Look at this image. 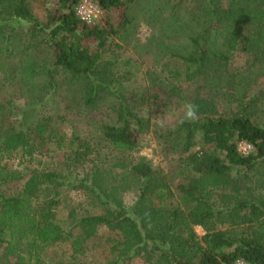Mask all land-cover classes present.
Wrapping results in <instances>:
<instances>
[{"label":"trees","instance_id":"trees-1","mask_svg":"<svg viewBox=\"0 0 264 264\" xmlns=\"http://www.w3.org/2000/svg\"><path fill=\"white\" fill-rule=\"evenodd\" d=\"M93 1L105 13H119L121 26L132 24L129 12L140 2ZM150 1L153 19L160 12ZM79 2L58 0L42 21L30 0H0V264H78L103 228L114 233L108 264H133L141 255L149 264H264V0H164L156 7L163 10L161 31L151 42L159 40L162 55L182 72L149 74L147 87L130 91L135 75L119 70L131 61H122V46L111 40L117 31L109 19L105 26L80 20ZM38 46L51 59L48 86L37 90L49 87L44 97L34 96L32 81L43 68L32 60ZM242 53L244 70L231 69ZM59 74L66 76L70 106L86 119L85 137L61 128L57 101L53 110L44 108L45 96L60 89ZM262 84L249 101L250 90ZM203 91L217 101L202 98ZM218 101L240 109L219 110ZM172 104L186 106V114L158 139L167 150L178 144L172 173L185 174L186 182L177 201L171 169L134 155L151 115ZM197 137L203 145L193 150ZM240 143L253 151L242 155ZM50 144L64 153L58 168L5 163L15 152L32 162ZM16 183L21 187L12 191ZM67 190L81 191L87 205L70 207L63 222ZM127 192L137 196L130 206ZM195 226L206 235L200 238ZM64 246L67 259L58 255Z\"/></svg>","mask_w":264,"mask_h":264},{"label":"rangeland","instance_id":"rangeland-1","mask_svg":"<svg viewBox=\"0 0 264 264\" xmlns=\"http://www.w3.org/2000/svg\"><path fill=\"white\" fill-rule=\"evenodd\" d=\"M152 8L154 12H160L163 17V10L159 11L160 6L162 5L164 0H153ZM157 1V3H156ZM177 2L178 0H174ZM32 9L34 13L39 17L42 21H46V17L48 13L54 12L57 9L58 0H30ZM152 4L150 0H140L138 4L132 6V9L129 12V15L132 19V24L128 26H121L120 20L121 16L117 12L105 13L101 10V13L96 20V23L105 26V21L109 19L110 24L113 29L117 31L116 34L111 36V40L113 44H119L122 46V50L119 52L121 55L120 58L122 61H131L128 65H121L119 70L121 72L132 71L135 75L131 86L128 91L135 90L137 88H144L149 85L148 80L149 74H160L163 76H167L169 78L172 77L173 73H177L181 71V64H176V60L171 59L170 57L163 56L161 50L159 49V45L157 42L152 43L151 40L154 34H159L161 31V15L158 13V17L153 18V21L150 12H152L151 7L149 5ZM155 4V5H154ZM158 7L159 9H157ZM157 14V13H156ZM159 38L156 35V39ZM165 43L166 41L163 40ZM159 43V42H158ZM161 43V42H160ZM169 43V42H168ZM167 43V44H168ZM170 44V43H169ZM161 46L160 48H163ZM235 64L231 67V69L235 71H243L244 65L246 62L245 54L235 55ZM50 54L49 51H45L43 47L38 46L32 54V60L38 62L42 70L38 73V75L32 79V81L37 85L35 89V95H45L47 91H49V87L43 92L38 93V89L43 86H48V76L47 70L50 65ZM172 74V75H170ZM66 76L63 74L57 75V82L59 83L60 89H58V93L56 96H51L48 93L45 96L44 100V108L48 111H51L50 107L53 105V101H57L60 108V117L64 118V122L62 123L61 128L65 131L68 136H73L78 134V136L85 137L88 135L89 128L86 123V119L84 116L78 114L74 108L70 106L72 103L69 96L66 95L67 85L62 84L65 81ZM264 78L260 79V82L264 83ZM178 83V82H177ZM183 88L185 87V83H181ZM263 84L260 87L254 86L247 97L250 101L255 95H257L258 91L262 88ZM15 86H13L14 89ZM159 85L157 89H159ZM12 89V88H11ZM12 89V90H13ZM156 89V91H157ZM202 98H206L211 102L217 101L211 94L208 92L201 93ZM48 98H50L48 102ZM54 98V100H53ZM15 99V98H14ZM22 101V100H21ZM21 101L17 103L19 106L22 104ZM106 102L108 100L106 99ZM109 103V102H108ZM217 107L219 110H231L238 111L240 108L238 103H229L223 104L222 102H217ZM21 107L16 105L17 112H21ZM105 110V109H104ZM187 107L178 105H171L162 110L161 113L155 112V114L151 115L152 117V127L150 128L148 133L141 135V143L136 152L135 156L146 157L151 164L158 169L163 170L164 172H168L171 169L170 175V183L171 189L176 196V201L179 197V185L186 182L185 174L179 175L172 173L174 171V167L177 165L178 157L180 156L177 141H175L172 145L169 146V150L164 148L159 142L158 136L169 130L170 127H177L181 118L186 114ZM263 115V113H262ZM105 118L109 115L107 112H104ZM60 121V119H58ZM13 123H17V118H12ZM196 146L193 150H199L202 147V141L200 137L195 138ZM42 152L38 154L35 159L30 162L28 158H22V154L20 152H15L11 154H7L5 159V163L7 162L12 169L23 170L25 167L35 168H43L48 166H53L55 168L60 167V165L64 162V153L61 151H57L55 146L50 144L41 150ZM21 187L18 183L13 184L10 188L12 191H15ZM136 194L133 192H127L124 195L125 202L128 206L134 203L136 200ZM79 203H86L87 199L83 195L81 191H70L67 190L63 196V203L59 207V219L63 222L67 221L68 213L70 207ZM85 212V210H82ZM226 228V227H222ZM195 232L201 238L206 235V229L202 226H195ZM114 237V233L108 230L107 228H103L99 231L98 235L92 238L86 244V253L85 255L79 257L78 264H108L112 261L113 255L111 254V244L109 239ZM64 249L58 250V255L61 256L65 253V249H68L66 246ZM2 251H0L1 253ZM69 253L64 254V258H68ZM133 264H149V260L146 259L145 255H141L137 257Z\"/></svg>","mask_w":264,"mask_h":264},{"label":"built area","instance_id":"built-area-1","mask_svg":"<svg viewBox=\"0 0 264 264\" xmlns=\"http://www.w3.org/2000/svg\"><path fill=\"white\" fill-rule=\"evenodd\" d=\"M75 11L78 18L87 24H95L99 14L101 13L100 7L93 0H80ZM238 149L239 152L245 156L249 155L253 151V147L248 143H240L238 145ZM234 264L248 263L244 260H238Z\"/></svg>","mask_w":264,"mask_h":264},{"label":"clouds","instance_id":"clouds-1","mask_svg":"<svg viewBox=\"0 0 264 264\" xmlns=\"http://www.w3.org/2000/svg\"><path fill=\"white\" fill-rule=\"evenodd\" d=\"M189 114L191 115L192 113L190 112Z\"/></svg>","mask_w":264,"mask_h":264}]
</instances>
